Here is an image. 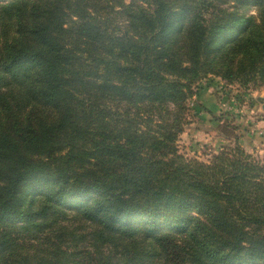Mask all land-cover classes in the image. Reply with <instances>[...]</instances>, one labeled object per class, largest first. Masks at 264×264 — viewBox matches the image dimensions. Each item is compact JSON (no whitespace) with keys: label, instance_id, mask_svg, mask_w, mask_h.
Segmentation results:
<instances>
[{"label":"trees","instance_id":"obj_1","mask_svg":"<svg viewBox=\"0 0 264 264\" xmlns=\"http://www.w3.org/2000/svg\"><path fill=\"white\" fill-rule=\"evenodd\" d=\"M210 75L264 88V0H0V264H264V161L178 147Z\"/></svg>","mask_w":264,"mask_h":264},{"label":"rangeland","instance_id":"obj_2","mask_svg":"<svg viewBox=\"0 0 264 264\" xmlns=\"http://www.w3.org/2000/svg\"><path fill=\"white\" fill-rule=\"evenodd\" d=\"M255 8L251 4L246 16H255ZM194 89L188 100L189 124L177 141L180 153L207 161L237 138L247 152L264 161V88L210 75Z\"/></svg>","mask_w":264,"mask_h":264},{"label":"water","instance_id":"obj_3","mask_svg":"<svg viewBox=\"0 0 264 264\" xmlns=\"http://www.w3.org/2000/svg\"><path fill=\"white\" fill-rule=\"evenodd\" d=\"M263 102H264V98H263Z\"/></svg>","mask_w":264,"mask_h":264}]
</instances>
